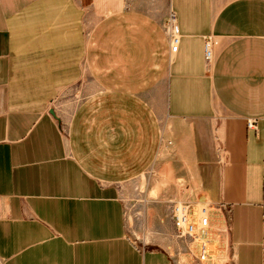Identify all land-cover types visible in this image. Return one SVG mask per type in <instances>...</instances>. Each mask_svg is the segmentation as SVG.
<instances>
[{"label": "crops", "instance_id": "obj_1", "mask_svg": "<svg viewBox=\"0 0 264 264\" xmlns=\"http://www.w3.org/2000/svg\"><path fill=\"white\" fill-rule=\"evenodd\" d=\"M171 201L206 207L204 261ZM0 264H264V0H0Z\"/></svg>", "mask_w": 264, "mask_h": 264}, {"label": "built area", "instance_id": "obj_2", "mask_svg": "<svg viewBox=\"0 0 264 264\" xmlns=\"http://www.w3.org/2000/svg\"><path fill=\"white\" fill-rule=\"evenodd\" d=\"M166 29L170 39L171 52L176 51L179 41L178 28L175 22V16L170 13L166 20ZM204 57L207 63L212 58V37H204L203 45ZM254 121H248V125H253ZM170 217L174 227L175 236L188 244H197V254L195 258L198 261H204L207 257L205 250V240L199 237V232L208 230L209 220L206 214V207L200 205L197 209L189 203L171 201ZM228 219H230L228 215ZM189 253L193 254V248L187 247Z\"/></svg>", "mask_w": 264, "mask_h": 264}, {"label": "rangeland", "instance_id": "obj_3", "mask_svg": "<svg viewBox=\"0 0 264 264\" xmlns=\"http://www.w3.org/2000/svg\"><path fill=\"white\" fill-rule=\"evenodd\" d=\"M147 181L148 173L146 172L137 179L126 183L123 188L128 216L126 233L137 242L151 241L157 239V236L159 237V233L151 229L148 224L147 206L150 199L146 197ZM175 254H177V259L183 260V253L176 252Z\"/></svg>", "mask_w": 264, "mask_h": 264}]
</instances>
